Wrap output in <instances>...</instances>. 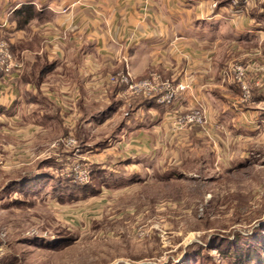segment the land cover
Here are the masks:
<instances>
[{
	"label": "rangeland",
	"instance_id": "rangeland-1",
	"mask_svg": "<svg viewBox=\"0 0 264 264\" xmlns=\"http://www.w3.org/2000/svg\"><path fill=\"white\" fill-rule=\"evenodd\" d=\"M218 1L232 2L234 12L249 14L264 32V0ZM28 7H20L19 30L31 25L37 13L33 4ZM244 40L239 52L238 45H221V52L214 49L204 58L211 71L203 74L219 75L218 90L238 89L228 104L235 111L250 107L255 90H264V38L256 45ZM0 43L14 62L6 77L20 75L21 57L2 33ZM233 66L244 70L248 98L232 81ZM107 78L106 90L93 89L101 99L95 108L121 88L128 96L148 98L181 83L134 77L128 67ZM187 79L183 93L193 92V81ZM144 80L152 81L150 91L132 90ZM42 92L53 98L49 88ZM192 100L193 106L170 117L172 146L165 137L154 158L142 156L140 162L126 153L122 159L130 157L128 165L106 157L122 150L105 157L96 153L102 151L97 142L108 139L118 120L107 130L88 132L84 144L66 105L57 112L60 134L53 128L29 137L0 132V264H264V133L226 137L221 128L211 127L201 102ZM193 111L201 114L202 123L175 124ZM192 131L202 137L185 145L181 136ZM89 143L97 150L85 146Z\"/></svg>",
	"mask_w": 264,
	"mask_h": 264
},
{
	"label": "crops",
	"instance_id": "crops-1",
	"mask_svg": "<svg viewBox=\"0 0 264 264\" xmlns=\"http://www.w3.org/2000/svg\"><path fill=\"white\" fill-rule=\"evenodd\" d=\"M31 4L37 13L31 25L19 30L16 20L24 18L21 8ZM231 5L218 0H0V35L9 38L12 51L24 63L20 75L0 76V132L29 137L53 128L60 134L57 112L69 107L78 126L75 134L84 144L88 132L106 129L118 120L116 130L109 132L115 140L110 135L102 144L97 142L102 151L96 153L105 157L122 150L123 155L121 151L106 157L128 165L130 157L136 162L144 160L142 156L154 158L153 151L165 143V137L172 146L170 117L193 106L194 96L207 110L211 127L221 128L218 131L226 137L263 135L264 90H255L250 107L235 111L228 104L238 89L227 85L218 90L219 75L214 79L203 74L211 71L204 61L209 51L221 52V45L233 47L243 39L256 45L264 38L260 22L249 20V14L238 15ZM125 67L134 77L157 76L158 82L192 79L193 92L178 94L164 105L156 101L162 91L141 98L128 96L121 88L107 105L95 108L108 75ZM47 88L53 98L43 94ZM195 136L202 137L193 131L181 137L186 145ZM85 146L97 150L90 143ZM126 153L130 157L124 160Z\"/></svg>",
	"mask_w": 264,
	"mask_h": 264
},
{
	"label": "built area",
	"instance_id": "built-area-1",
	"mask_svg": "<svg viewBox=\"0 0 264 264\" xmlns=\"http://www.w3.org/2000/svg\"><path fill=\"white\" fill-rule=\"evenodd\" d=\"M3 43H0V74L7 75L11 72L14 62L12 61V58L10 56V53L5 49ZM5 49V50H4ZM231 73L233 75L232 81L235 85L241 87V91L243 92V95L248 98L249 94V88L246 84V80L244 77V70L239 66H233L231 69ZM125 84H127V80L124 79L123 81ZM152 81L144 80L141 83H136L133 85L132 90L133 91H142V90H148L151 89V83ZM188 89V85L186 83H179L178 85L174 87L167 86L164 88V90L158 95V98L156 101L159 104H170L180 93L185 92ZM158 94V93H157ZM153 96V95H152ZM150 97V96H149ZM203 118L199 112H191L190 114H187L185 116L179 117L176 119L175 124L178 126H183L191 123H202Z\"/></svg>",
	"mask_w": 264,
	"mask_h": 264
}]
</instances>
